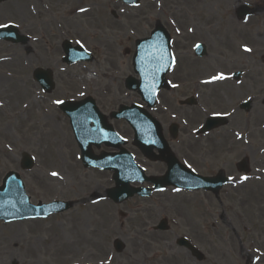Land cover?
I'll return each instance as SVG.
<instances>
[{"label":"rangeland","instance_id":"374dc122","mask_svg":"<svg viewBox=\"0 0 264 264\" xmlns=\"http://www.w3.org/2000/svg\"><path fill=\"white\" fill-rule=\"evenodd\" d=\"M11 1L0 4V25L15 26L28 41L25 45L0 42V55L23 57L20 78L45 108L55 107L60 131L46 125V129L42 126L45 136H28L33 122L27 111L20 118L11 112L14 106L21 110L24 102L12 104L9 92L15 93L16 89L6 78L0 88V102L5 104L7 115L0 117V186L5 175L13 172L21 178L32 205L62 201L72 207L44 220L14 223L19 225L16 230L8 229L11 223L0 222V264H264V67L258 65L259 59L253 63L246 57L241 58V64L251 63L252 69L218 61L220 53L227 54V59L240 56L235 51L237 36L228 39L232 47L211 30L215 25L237 27L231 0H141L137 9L126 8L116 0H76L73 6L62 3L58 7H53V0ZM239 1L254 4L259 0ZM76 6L91 9L73 17ZM229 19L233 20L230 25ZM254 20H264V14ZM157 23L171 36L173 68L167 76L171 89L160 92L150 114L162 126L164 138L183 165L199 175L223 170L231 183L216 197L168 188L149 198L133 197L116 205L106 197V191L113 187L112 174L83 168L69 121L55 101L92 98L109 124L127 141L126 149L146 174H163V164L147 163L132 146L133 134L127 124L109 118L120 106L143 105L124 83L129 77L137 78L132 70L135 42L149 37ZM188 26L197 30L190 37ZM67 41L74 47L82 46L93 60L64 64L62 46ZM196 41L208 42V55L201 60L189 55ZM241 68L251 70L241 86L231 81L213 84L212 77L219 75L213 73L214 69L228 75ZM37 69L51 72V93L42 92L32 79ZM80 78L86 79L85 83ZM198 92L202 103L197 108L178 105ZM222 93L227 94L220 104L217 97ZM245 100H250V110L236 112L223 130L203 140L183 133L196 130L208 115L228 114ZM42 111L31 113L33 120L42 121ZM51 115L45 113V117ZM171 123L180 126L175 142L167 133ZM103 151L110 150L93 149L95 155ZM23 153L34 160L29 171L21 167ZM243 159L248 174L236 169ZM93 193L102 204L92 202ZM163 219L169 230L155 232L154 227ZM180 238L187 239L203 258L196 260L179 248L176 240ZM116 240L124 246L121 253L112 247ZM12 251L16 254L14 260L9 256Z\"/></svg>","mask_w":264,"mask_h":264},{"label":"water","instance_id":"95a60500","mask_svg":"<svg viewBox=\"0 0 264 264\" xmlns=\"http://www.w3.org/2000/svg\"><path fill=\"white\" fill-rule=\"evenodd\" d=\"M1 1L4 0H0V2ZM123 1L126 3L133 1V4L138 3V0ZM0 39L17 42L10 30L0 34ZM66 55L67 58L65 61L67 63H72L78 59H84L82 54L68 48L66 49ZM86 57L89 59L88 56ZM135 60L134 69L141 76L142 82L138 84L134 80L129 79L127 81V88L130 90H138L142 96H144V100L148 101L150 95L154 96L157 90L163 87L164 75L170 68L168 37L161 29L154 32L152 39L138 44ZM36 79L44 90L48 92L52 90L51 79L48 73H41ZM186 104H188V102H186ZM61 108L69 116L70 120H72L76 139L80 143L83 152L84 163L114 172L113 179L116 184V189L109 191L108 196L115 203H122L135 194L140 196L149 195L150 191L148 190L131 189L129 185L135 181H139L140 183L145 181L152 183L157 191L167 186H174L188 191H209L215 195L218 194L220 189L227 183L222 173L216 178L208 179L195 176L191 172L186 171L168 152L167 146L164 144L161 137H159L158 128L154 121L143 115L142 112L136 108L131 110L123 108L120 114L113 117H123L131 125L135 132V143L145 155H151L154 148L157 149L162 156L167 154V158L164 159L168 166L166 175L160 179L144 178L142 172L134 166L130 155L123 150L117 155L102 154L100 158L96 159L90 154L89 146L91 144L98 146L103 142L108 146L119 148L120 143L112 133V130L106 127L104 120L95 109L94 103L88 99L75 105L64 104ZM151 126L153 128V134L151 135L154 136L157 142L156 145H154L152 140L149 139L148 141L147 139L149 137L147 131ZM100 129L105 130L106 133L101 132L104 141L98 142L96 134L100 136ZM25 165H28V163L26 162ZM4 184L5 186L0 189V220H4L5 222L27 218H43L52 213H61L70 208V205L61 203L40 207L29 205L19 178L16 175L8 177ZM158 229L167 230L166 221H162ZM177 244L194 253L193 248L190 247L186 241L180 240ZM115 248L118 252L123 249L119 242L115 243Z\"/></svg>","mask_w":264,"mask_h":264},{"label":"bare ground","instance_id":"6f19581e","mask_svg":"<svg viewBox=\"0 0 264 264\" xmlns=\"http://www.w3.org/2000/svg\"><path fill=\"white\" fill-rule=\"evenodd\" d=\"M71 1V4L69 2ZM76 0H53V7H58L62 3L64 5H70L73 6L72 4H75ZM81 9H84V11H81ZM90 7L88 6H76L74 11H73V17L77 15H84L90 11ZM24 65V59L20 55H0V88L6 84V78L9 79L8 84H11L12 88L16 89V92H9V99L12 101V104H16V101L22 100L24 104L20 107H13V110L11 112L16 113L15 115L17 117H22V115L27 111V117L29 120L33 122V125L31 128L28 129L27 135L31 137H37V136H45L42 131V126L44 127L43 129H46L45 126L48 125L49 127L52 126V128H55L60 131L58 128V122L59 119L55 115V107H47L45 108L42 103H39L38 97L36 98L34 95L31 93V89L29 88L27 82H24L20 77H21V67ZM82 83H85L86 79L80 78ZM34 89V88H33ZM224 94H220L217 97L218 101L224 100ZM11 104V102H9ZM5 104L0 102V117L5 118L7 115L4 110ZM24 109V110H22ZM43 110L46 114H52L51 116H46L45 113L42 111L41 114L42 116V121L39 120H33V116H31V113H38L40 110ZM26 117V116H25ZM15 120V119H14ZM16 121V120H15ZM20 126L21 124L18 123ZM62 124V121H60L59 125ZM41 128V129H38ZM54 133V132H53ZM52 133V135H53ZM50 135V133H48ZM64 137V136H63ZM94 194V193H93ZM96 194L92 195L95 196ZM92 202L97 201V205L102 204V199L99 198H91ZM91 201V200H90ZM97 205H94L95 208H97ZM19 226L17 224H11L8 226V229L10 230H16L15 228ZM31 249H35V247H31ZM10 258L14 260V257H16V254L12 251L9 254ZM9 260L8 258H6ZM22 264H26V262H22ZM27 264H30V262H27Z\"/></svg>","mask_w":264,"mask_h":264},{"label":"flooded vegetation","instance_id":"af4514ba","mask_svg":"<svg viewBox=\"0 0 264 264\" xmlns=\"http://www.w3.org/2000/svg\"><path fill=\"white\" fill-rule=\"evenodd\" d=\"M15 4H17V2ZM255 4L257 6H255ZM233 13L236 14V20L239 22V23L235 22V25L237 27L233 28V26H231V28H226L223 26L219 28L221 29V31L215 32V36L216 37L220 36V38L222 37L223 38L222 40L224 41V43H225V40H227V43L229 45L232 44V41L228 39L233 38L232 35L238 37V40H236L237 50L235 47V51H237L238 54H240V56H236L234 58L238 60H242L241 58L243 57H246L248 59L251 58L250 60H253V62L256 61V58L260 59L264 51V48H259L260 45L264 44V20H254V19H256L257 15L264 14V1L263 2L260 1V4H257V1H256L254 4L247 6L246 3L242 1L240 2L238 0L236 9L233 10ZM245 14L248 15L246 19L247 22H242ZM192 18H196V16L192 15ZM242 23H245V24H242ZM188 30H190L189 26H188ZM220 38H215V39L221 40ZM256 44H259V45L255 47ZM233 46L234 44H232V47ZM245 48L250 49V51L248 53H242L241 49H245ZM220 55H227V54L220 53ZM242 67H248L252 69V66L250 65V63L247 66H242ZM240 71L243 73L244 70H240Z\"/></svg>","mask_w":264,"mask_h":264},{"label":"snow or ice","instance_id":"6c2138e0","mask_svg":"<svg viewBox=\"0 0 264 264\" xmlns=\"http://www.w3.org/2000/svg\"><path fill=\"white\" fill-rule=\"evenodd\" d=\"M81 11H84V9H81ZM5 26L6 25H0V27H5ZM245 51H250V49L245 48ZM217 79H224V77L222 75L212 77V80H217ZM55 103L59 104V103H62V101L57 100V101H55ZM52 175L55 176V175H57V173L53 172Z\"/></svg>","mask_w":264,"mask_h":264}]
</instances>
